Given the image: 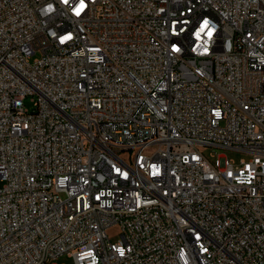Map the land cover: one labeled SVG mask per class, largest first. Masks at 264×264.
Segmentation results:
<instances>
[{"label": "built area", "instance_id": "built-area-1", "mask_svg": "<svg viewBox=\"0 0 264 264\" xmlns=\"http://www.w3.org/2000/svg\"><path fill=\"white\" fill-rule=\"evenodd\" d=\"M63 256L264 264V0H0V264Z\"/></svg>", "mask_w": 264, "mask_h": 264}, {"label": "rangeland", "instance_id": "rangeland-1", "mask_svg": "<svg viewBox=\"0 0 264 264\" xmlns=\"http://www.w3.org/2000/svg\"><path fill=\"white\" fill-rule=\"evenodd\" d=\"M26 105L29 109H32V105L30 104V102L28 100L26 102ZM206 154L207 155H213L214 156L213 161L215 160V158H217L218 156H222V155L227 156L229 159H234L237 162L241 158H248V156L245 154L235 153V152L223 150V149L208 148V149H206ZM108 233H109V237L111 238L112 241L116 242L119 240L120 230L118 228L111 229ZM55 264H74V261H73V259H71L67 256H63V257L57 259L55 261Z\"/></svg>", "mask_w": 264, "mask_h": 264}]
</instances>
